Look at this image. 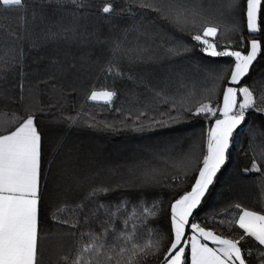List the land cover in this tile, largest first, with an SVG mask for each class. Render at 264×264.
Listing matches in <instances>:
<instances>
[{"label": "snow or ice", "instance_id": "6c2138e0", "mask_svg": "<svg viewBox=\"0 0 264 264\" xmlns=\"http://www.w3.org/2000/svg\"><path fill=\"white\" fill-rule=\"evenodd\" d=\"M45 2L49 7H61L65 0ZM218 2L220 17L234 16L243 10L248 37L239 34V24L227 20L219 22L206 14L203 0H132L129 5L139 8L140 15L149 16L151 20L165 21L194 42L176 43L166 50L168 55L178 56L198 49L208 57L233 60L230 75L229 66L209 74L212 86L205 88L199 98H196V91H189L186 85H182L184 95L179 100L166 95L163 89L156 91L153 99L157 104L168 105L167 111L160 112V116L167 119L149 117L148 123H137L141 116L148 115L142 111L133 121V130L137 132L184 122L188 114L208 124L204 133L206 141L194 140L186 151L179 142L166 146L165 152L180 148L176 158L169 156L163 160L164 167L174 172L168 174L154 167L146 169L137 180L141 187L150 188L158 186L159 177L163 175L169 181L164 186L173 190L190 182V188L170 204L168 231L162 232L153 226V222L159 221L165 213L162 202L157 199L150 200L144 195L135 201L127 198L116 202L101 200V196H107L120 185L115 188L89 186L84 190V180L79 177L73 176L71 183L65 182L64 174L54 170L55 156L62 145L54 148L52 159L44 160L42 134L34 111L25 107L21 114L0 107V264H47L41 252V240L49 238L73 241V247L68 253H61L55 264H150L152 260H157L158 264H252L253 259L256 264H264V207L257 211L236 203L218 210L217 214L225 218L217 223L229 231L238 229L237 239L218 234L195 221V210L227 162L234 133L249 112L264 115V84L257 91V82L242 83L264 54V40L251 38L262 32L264 0ZM67 3L77 9L96 8L106 19L117 15L114 0H106L103 4L90 0L87 3L67 0ZM27 7L28 0H0V9L5 12L26 11ZM4 30L0 26V31ZM55 35L50 34L48 38L54 39ZM232 36L238 38L234 40ZM33 46H36L35 41ZM113 52L114 55L123 53L130 62L143 58L142 49H124L119 42ZM13 53L11 64L16 68L22 63L23 51L17 53L13 49ZM3 63L7 66L10 62ZM106 71L110 77L122 75L119 67L111 62ZM19 73L23 75L22 68ZM226 76L222 102L214 104ZM18 86L22 101L23 83ZM9 87L8 72L0 73V97ZM116 96L114 89L94 87L87 100L110 105ZM257 136L264 138V129H250L251 160L243 171L259 175L257 189L264 205V141L258 150ZM76 192L83 194L77 199ZM42 205L49 209L44 213V220L52 224L47 232L42 227ZM249 240L252 245L247 243ZM209 242L213 246H209Z\"/></svg>", "mask_w": 264, "mask_h": 264}, {"label": "trees", "instance_id": "16d2710c", "mask_svg": "<svg viewBox=\"0 0 264 264\" xmlns=\"http://www.w3.org/2000/svg\"><path fill=\"white\" fill-rule=\"evenodd\" d=\"M90 2L103 4L106 0ZM114 3L117 15L107 19L98 14L96 8L77 9L67 0L61 7H49L45 0H28L26 11L5 12L0 9V26L5 29L0 31V73L8 72L10 85L0 97V107L21 114L25 107L34 111L42 134L44 160L52 159L54 148L62 145L55 156L54 170L64 174L65 182L71 183V177H79L84 180V190L89 186L115 188L120 185L107 196H101V200L116 202L127 198L135 201L147 195L150 200L161 201L165 213L159 221L153 222V226L167 232L170 204L190 188V182L173 190L164 186L169 181L163 175L159 177L161 183L150 188L141 187L137 180L146 169L154 167L168 174L174 172V169L164 167L163 160L169 156L176 158L180 148L165 152L166 146L179 142L186 151L190 142L206 141L204 133L208 124L202 118H193L188 114L184 122L137 132L133 130V121L142 111L148 115L141 116L137 123H148L149 117L167 119L166 116L161 117L160 112L167 111L168 105L157 104L153 99L156 91L163 89L166 95L179 100L184 95L182 85H186L189 91L194 89L196 98H199L205 88L212 86L209 74L229 66L230 75L233 60L208 57L198 49L170 56L166 50L176 43L194 42L165 21L140 15L139 8L129 7L132 0H114ZM203 6L206 14L219 22L227 20L239 24V34L248 37L243 10L234 16L220 17L218 0H203ZM261 27V34L251 38L264 40V16ZM50 34H56L55 38L49 39ZM237 38L231 37L234 40ZM117 42L124 49H142L143 58L130 62L123 53L114 55ZM236 47L238 49L239 45ZM13 49L17 53L23 51L22 63L16 68H12L11 64ZM3 61L10 63L6 66ZM110 62L119 67L122 72L120 77L108 75L106 69ZM20 68L23 75L19 73ZM253 82H257V91L264 84V54L242 80L243 84ZM19 83H23L22 101L19 99ZM226 83L227 76L221 83L214 104L221 103ZM94 87L97 90L114 89L117 96L112 104L87 100ZM257 128L264 129V115L249 112L245 122L234 133L226 164L202 204L195 210V221L202 226L213 225L238 236V229L229 231L211 222V218L218 215V210L236 203L250 210L260 211L264 207L257 189L259 175L243 171L251 160L248 149L250 129L254 131ZM262 141L264 138L257 136L258 150ZM204 148L206 151V143ZM44 166L47 168V164ZM82 194L76 192L75 198H80ZM48 210L42 205L45 232L52 228V224L44 220V213ZM247 243L253 244L251 240ZM72 247L71 239L41 240V252L47 264H55L59 255L68 253ZM150 264H158V261L152 260ZM252 264H256L255 259Z\"/></svg>", "mask_w": 264, "mask_h": 264}, {"label": "rangeland", "instance_id": "374dc122", "mask_svg": "<svg viewBox=\"0 0 264 264\" xmlns=\"http://www.w3.org/2000/svg\"><path fill=\"white\" fill-rule=\"evenodd\" d=\"M80 85V84H79ZM83 85V84H82ZM238 99H240V97H238ZM221 102H222V98H221ZM231 210V209H230ZM214 218H215V220H214ZM225 217H221V216H219V215H217V216H213L212 218H211V222H216L217 223V221H219L220 219H224ZM217 224H219V223H217ZM204 227H208V229H212V230H216V232H218V233H220V234H222V235H224V236H226V237H230V238H233V239H235V238H238V236H236L235 234H233V233H231V232H225V231H222V230H220V229H218L217 227H215V226H213V225H209V226H204Z\"/></svg>", "mask_w": 264, "mask_h": 264}, {"label": "crops", "instance_id": "0c3cea01", "mask_svg": "<svg viewBox=\"0 0 264 264\" xmlns=\"http://www.w3.org/2000/svg\"><path fill=\"white\" fill-rule=\"evenodd\" d=\"M230 218V217H229ZM204 227V226H203ZM205 228H207L208 229V227H205ZM214 231H216V230H214ZM218 233V232H217ZM218 234H220V233H218ZM222 235V234H221ZM235 239H237V238H235ZM209 246H213V245H211V243L209 242Z\"/></svg>", "mask_w": 264, "mask_h": 264}]
</instances>
